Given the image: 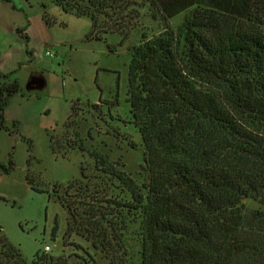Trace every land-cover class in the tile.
<instances>
[{
  "label": "trees",
  "instance_id": "16d2710c",
  "mask_svg": "<svg viewBox=\"0 0 264 264\" xmlns=\"http://www.w3.org/2000/svg\"><path fill=\"white\" fill-rule=\"evenodd\" d=\"M54 2L90 19L86 40L118 34L123 43L139 18L132 0ZM142 6L162 23L157 35L130 49L127 102L143 147L142 183L89 152L77 136L58 142L50 136L54 156L79 152L93 162L92 169L80 163L79 179L53 187L68 215L64 235L84 239L111 264L124 261L131 224L139 226V264H264V0H142ZM6 77L0 74V131L11 134L4 111L21 89ZM28 84V92L37 89ZM12 169L11 159L0 163V176ZM25 182L44 192L29 173ZM0 264L71 263L41 250L27 263L1 239Z\"/></svg>",
  "mask_w": 264,
  "mask_h": 264
},
{
  "label": "rangeland",
  "instance_id": "374dc122",
  "mask_svg": "<svg viewBox=\"0 0 264 264\" xmlns=\"http://www.w3.org/2000/svg\"><path fill=\"white\" fill-rule=\"evenodd\" d=\"M6 1L24 22H35L37 17L43 20V16L48 19L52 41L43 45L29 42L17 32L0 34V74L7 76L4 82L16 81L21 89L7 99L6 108L12 113L20 107L33 109L28 122L6 125L13 131L10 135L0 131V163L8 159L13 163L11 172L0 176V240L17 248L27 263L37 250L49 246L48 254L63 255L71 264H111L84 239L64 235L68 215L52 195L53 187L79 179L80 163L92 169L93 162L79 152H70L65 158L54 156L49 137L58 142L65 135L77 136L89 152L101 154L136 184L142 183L143 147L130 123L128 67L131 47L161 31L160 17L153 19L142 0H132L139 18L133 20V29L123 43L118 34L86 40L90 19L63 12L54 0ZM184 15L172 18L170 26L179 25ZM29 82L37 89L28 92ZM92 104L98 105L92 108ZM39 107L44 109L40 113ZM27 173L44 192L26 185ZM124 239L126 256L121 264H139V226L131 224Z\"/></svg>",
  "mask_w": 264,
  "mask_h": 264
},
{
  "label": "crops",
  "instance_id": "0c3cea01",
  "mask_svg": "<svg viewBox=\"0 0 264 264\" xmlns=\"http://www.w3.org/2000/svg\"><path fill=\"white\" fill-rule=\"evenodd\" d=\"M17 29L21 30L20 35L27 37V40L29 42L31 40H35L36 43L45 45V43H50L52 41L50 35V27H48V25L42 19L37 17L35 22H24L21 18H18V16H16L15 9L9 4V1L0 0V34H10L16 32ZM20 108L21 110L16 113L10 112L8 107L5 109L4 120L6 125L14 121L18 122L21 125L22 122H28L30 120L29 115L33 114V109L29 106ZM43 110L44 109H41L39 107L38 112L40 113Z\"/></svg>",
  "mask_w": 264,
  "mask_h": 264
},
{
  "label": "built area",
  "instance_id": "2783aa9c",
  "mask_svg": "<svg viewBox=\"0 0 264 264\" xmlns=\"http://www.w3.org/2000/svg\"><path fill=\"white\" fill-rule=\"evenodd\" d=\"M48 55V53H46ZM50 250L49 246H44L43 247V252H48Z\"/></svg>",
  "mask_w": 264,
  "mask_h": 264
}]
</instances>
